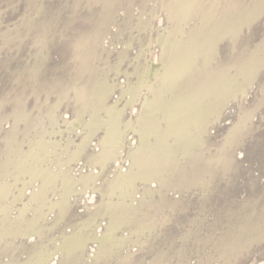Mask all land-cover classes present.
Returning a JSON list of instances; mask_svg holds the SVG:
<instances>
[{"label": "rangeland", "instance_id": "rangeland-1", "mask_svg": "<svg viewBox=\"0 0 264 264\" xmlns=\"http://www.w3.org/2000/svg\"><path fill=\"white\" fill-rule=\"evenodd\" d=\"M263 162L264 0H0V264H264Z\"/></svg>", "mask_w": 264, "mask_h": 264}, {"label": "bare ground", "instance_id": "bare-ground-1", "mask_svg": "<svg viewBox=\"0 0 264 264\" xmlns=\"http://www.w3.org/2000/svg\"><path fill=\"white\" fill-rule=\"evenodd\" d=\"M177 2H178V0L177 1L173 0V5L175 3H177ZM222 24H223V21L216 20L213 24H211L209 26V28H211L212 30H215L216 28H219L221 30ZM225 33H226V31H221V34L218 36V42L219 43H223L224 40H226L228 38ZM182 48L185 50L186 48H188V44L183 45ZM249 61H251V60L248 59L246 61V64L249 63ZM213 80L214 79H212V81ZM244 89L245 88H243L240 92L242 93ZM178 112L182 116V118H181L182 121L187 123V124H191V123L193 124L194 122L198 123V122H201L205 118L208 117V116L201 115V113H202L201 109L197 106V103L195 102V99L192 100V101H188L185 104H183L180 107V109L178 110ZM172 159L173 158H172V156L170 154L161 155L160 153H157V152H154L153 154H149V153H145L144 152V155H141V156L137 155L135 157V163L139 164L141 167H144V166H147V165H152V164L169 166L171 164ZM199 160H202V159H199ZM184 170H182V171H184ZM198 170H199V168H198ZM186 171H187V169H186Z\"/></svg>", "mask_w": 264, "mask_h": 264}]
</instances>
